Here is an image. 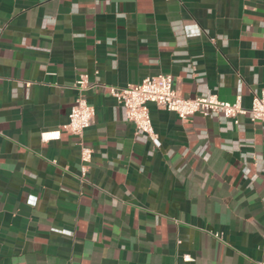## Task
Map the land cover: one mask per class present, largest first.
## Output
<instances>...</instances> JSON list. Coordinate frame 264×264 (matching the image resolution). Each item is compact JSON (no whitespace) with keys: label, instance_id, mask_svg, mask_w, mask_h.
Segmentation results:
<instances>
[{"label":"crops","instance_id":"crops-1","mask_svg":"<svg viewBox=\"0 0 264 264\" xmlns=\"http://www.w3.org/2000/svg\"><path fill=\"white\" fill-rule=\"evenodd\" d=\"M160 73L249 108L264 0H0V264L264 262V122L150 104L144 137L109 86ZM81 74L85 181L64 129Z\"/></svg>","mask_w":264,"mask_h":264},{"label":"built area","instance_id":"built-area-1","mask_svg":"<svg viewBox=\"0 0 264 264\" xmlns=\"http://www.w3.org/2000/svg\"><path fill=\"white\" fill-rule=\"evenodd\" d=\"M88 86V76L81 74L75 84L78 95L71 107L68 121L64 125L65 130L78 138L81 150L80 179L82 181L87 178L93 156V149L83 140L85 129L93 123L95 117L94 106L82 94ZM109 90L122 105L126 118L134 122L136 132L152 139L156 138V133L151 119L150 104L175 112L183 120L196 113L205 117L221 114L239 123V116L248 114L253 122H264V89L254 94L249 108L241 104L240 97L235 102L221 100L216 94L185 97L176 89L172 75L166 73L146 76L137 84L111 85Z\"/></svg>","mask_w":264,"mask_h":264}]
</instances>
